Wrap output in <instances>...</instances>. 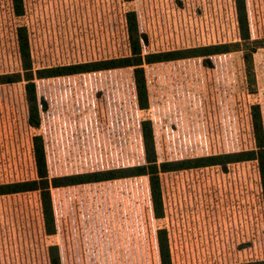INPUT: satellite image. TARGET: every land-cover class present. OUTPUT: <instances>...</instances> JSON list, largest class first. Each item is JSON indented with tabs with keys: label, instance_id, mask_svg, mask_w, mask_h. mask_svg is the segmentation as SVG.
I'll use <instances>...</instances> for the list:
<instances>
[{
	"label": "rangeland",
	"instance_id": "374dc122",
	"mask_svg": "<svg viewBox=\"0 0 264 264\" xmlns=\"http://www.w3.org/2000/svg\"><path fill=\"white\" fill-rule=\"evenodd\" d=\"M15 16L0 0V73L18 71L16 27L25 25L34 68L129 53L126 10H134L147 36L143 52L184 49L239 39L234 0H24ZM252 39L211 56L145 64L149 107L138 108L132 68L36 79L38 129L27 124L24 82L0 84V183L35 177L32 136L40 133L50 175L144 161L140 121L149 118L159 160L254 147L250 106L264 117V0H246ZM255 40H259L258 43ZM172 264H230L264 260V214L255 160L207 166L160 176ZM145 176L53 190L58 230L48 244L65 240L73 257L64 264H160L158 254L133 257L137 229L150 223ZM37 192L0 195V264L35 263L25 247L41 237ZM146 228V227H145ZM107 237L108 255L100 253ZM71 237V240L69 239ZM77 238L88 244L86 258ZM10 240L11 251L1 250ZM70 240V242H67ZM5 258V263H4Z\"/></svg>",
	"mask_w": 264,
	"mask_h": 264
},
{
	"label": "trees",
	"instance_id": "16d2710c",
	"mask_svg": "<svg viewBox=\"0 0 264 264\" xmlns=\"http://www.w3.org/2000/svg\"><path fill=\"white\" fill-rule=\"evenodd\" d=\"M124 1L128 2L131 0ZM10 2L13 14L18 17L22 16L25 12L24 0H10ZM234 7L239 33V39L234 42L144 53L143 45L147 44V36L138 28L136 12L134 10H126L125 25L129 47L127 55L40 68H34L33 66L27 28L25 25H19L16 27V42L20 68L18 71L0 73V84L24 82V94L27 103V124L31 128L38 129L41 123V112L46 109V102L40 103L38 100L36 79L131 67L137 106L141 110H146L149 107V97L144 70L145 64L174 61L189 57H202L203 63L210 66L212 55L238 50L241 45H245L246 47L244 49L246 50L244 60L247 64L250 63L252 39L246 0H234ZM255 42L258 43L259 40H255ZM250 116L254 138V147L251 149L159 160L156 153L152 121L149 118H144L140 121V133L144 153L143 162L61 175L49 174L43 137L40 133H35L32 136L35 177L0 183V195L30 191L37 192L43 232L49 237L54 236L58 230L53 203L54 189L145 176L148 182V193L145 199L151 209L153 224L156 219L164 217L161 174L207 166H220L226 169L232 163L255 160L259 171L261 205L264 211V117L259 103L251 104ZM155 246V252L158 254L160 264H172L168 231L163 226H155ZM47 250L50 264H61L58 244H48ZM230 264H264V260Z\"/></svg>",
	"mask_w": 264,
	"mask_h": 264
},
{
	"label": "crops",
	"instance_id": "0c3cea01",
	"mask_svg": "<svg viewBox=\"0 0 264 264\" xmlns=\"http://www.w3.org/2000/svg\"><path fill=\"white\" fill-rule=\"evenodd\" d=\"M40 231H41V237H40L39 242H38V238H37L34 246H32V245L28 246V243H27V246L25 247L26 252L31 254L33 259H35V263H37L38 261L42 262L43 258L49 259L48 250H47V248L45 250L44 243H43L42 222H41ZM137 234H138V239L136 240V245H135L136 249L130 250V253H132L133 257L149 258L150 253L152 254V256H155V253H156L155 247L156 246H155V225H154V222L152 224L151 233H150V223L148 222L146 224V226L142 225L141 227H139V229H137ZM69 239L71 240V237H69ZM70 240H67V242H70ZM76 242L79 244V247H78V250L77 251L74 250V252H76L79 255V257L86 258L87 255L85 253L86 252L85 248L88 247L89 242H88V244H86V241H84V239L80 241L79 238H77ZM53 243H55V242H53ZM56 244H58L61 264H64V262H63L64 258H68L71 256L73 257V255H74L73 250H72V248L69 247V245L66 244L65 240L61 239L58 242H56ZM99 248H100V253H102V251H103L104 256L108 255V249H107L108 245H107V239L105 236L103 239H101ZM1 250L8 252V253L11 251L10 240L2 242ZM4 263H5V258H4Z\"/></svg>",
	"mask_w": 264,
	"mask_h": 264
}]
</instances>
